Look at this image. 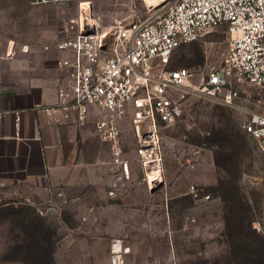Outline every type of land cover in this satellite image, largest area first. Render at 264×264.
Segmentation results:
<instances>
[{
  "label": "crops",
  "instance_id": "obj_1",
  "mask_svg": "<svg viewBox=\"0 0 264 264\" xmlns=\"http://www.w3.org/2000/svg\"><path fill=\"white\" fill-rule=\"evenodd\" d=\"M61 1L0 0V199L18 196L46 209L57 224L55 264H110L113 242L126 264H172L171 256L180 254L187 241L193 249L196 228L201 254H211L219 240L224 244L217 249L225 251V220L213 210L214 202L197 201L205 208L197 216L193 209L199 205L178 200L187 193L173 182L149 189L140 180L129 119L122 123V143L131 179L111 191L115 166L109 144L94 132L95 116L79 123L72 113L64 124H55L43 109L55 103L59 86L70 84L59 62L72 59L73 52L56 49L65 35ZM25 46L28 50H21ZM207 168L214 170L212 158ZM215 180L210 174L200 182ZM58 190L65 199L56 195ZM62 208L70 211V224L60 218Z\"/></svg>",
  "mask_w": 264,
  "mask_h": 264
},
{
  "label": "built area",
  "instance_id": "obj_2",
  "mask_svg": "<svg viewBox=\"0 0 264 264\" xmlns=\"http://www.w3.org/2000/svg\"><path fill=\"white\" fill-rule=\"evenodd\" d=\"M92 1L79 0L77 14L64 19L65 35L56 49L73 52L72 59L59 62L70 84L59 86L55 103L43 109L55 124H64L72 113L79 123L95 116L94 132L109 144L115 166L111 191L125 188L131 179L122 143V123L127 119L140 180L149 189L164 184L162 129L182 116L188 94L245 111L241 129L264 155V106L249 110L239 102L243 93L248 100L264 103L261 94L246 90L253 86L264 92V0H163L147 6L151 13L144 18L134 13L129 21L118 14L104 21L94 13ZM219 27L225 28L227 41L220 66L208 71L170 67L177 49ZM19 120L17 115L16 127ZM186 193L195 200L209 198L196 184ZM56 195L65 199L62 190ZM114 244L110 263L126 264Z\"/></svg>",
  "mask_w": 264,
  "mask_h": 264
},
{
  "label": "rangeland",
  "instance_id": "obj_3",
  "mask_svg": "<svg viewBox=\"0 0 264 264\" xmlns=\"http://www.w3.org/2000/svg\"><path fill=\"white\" fill-rule=\"evenodd\" d=\"M78 1L60 2L65 17L77 14ZM146 3V0L92 1L94 13L101 14L104 21H108L112 14L126 17V21L134 13L144 18L151 13ZM226 54L225 28L219 27L177 49L170 67L208 71L220 66ZM246 90L252 95L257 92L264 97V92L253 86H248ZM244 96L242 93L239 102L246 109L263 108L264 103L244 102ZM246 117L245 111L217 103L209 97L188 94L182 116L162 130L165 173H169L165 182H173L177 190L185 193L190 184H196L204 194H209L207 201L214 202L212 208L219 215L223 214L226 226L225 251L217 249L224 244L219 240L220 247L214 241L211 254H201L198 250L201 245L199 229L196 228L193 249L189 248L188 241L185 248L182 241L181 253L171 256L172 264H264V155L257 141L241 129ZM211 158L214 170L210 173L207 163ZM210 174L216 179L215 183L203 185L200 180ZM177 199L199 205L193 209V214L204 215L205 208L197 202L200 200L189 194ZM5 202L9 204L0 206V264H27L24 261L31 259L30 254L37 256L41 251H47L51 242L54 247L57 224L48 219L50 214L46 209L18 196L0 199V205ZM69 212L62 208L60 218H66L70 224ZM178 212L179 215L184 214L180 208Z\"/></svg>",
  "mask_w": 264,
  "mask_h": 264
},
{
  "label": "trees",
  "instance_id": "obj_4",
  "mask_svg": "<svg viewBox=\"0 0 264 264\" xmlns=\"http://www.w3.org/2000/svg\"><path fill=\"white\" fill-rule=\"evenodd\" d=\"M52 249H53V246L51 242L49 244V247L47 248V251H43V252L41 251V254L38 253L37 256L35 254H30L31 259L25 260L24 262L27 264H55L53 257H52Z\"/></svg>",
  "mask_w": 264,
  "mask_h": 264
},
{
  "label": "bare ground",
  "instance_id": "obj_5",
  "mask_svg": "<svg viewBox=\"0 0 264 264\" xmlns=\"http://www.w3.org/2000/svg\"><path fill=\"white\" fill-rule=\"evenodd\" d=\"M147 2H148V4H147V6H149V7H155V6H157V5H159V4H161V2L163 1V0H146Z\"/></svg>",
  "mask_w": 264,
  "mask_h": 264
}]
</instances>
